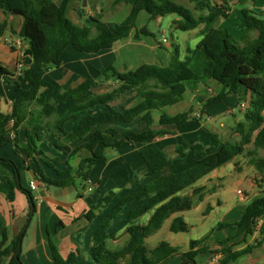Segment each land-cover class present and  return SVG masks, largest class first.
Wrapping results in <instances>:
<instances>
[{
    "label": "trees",
    "instance_id": "1",
    "mask_svg": "<svg viewBox=\"0 0 264 264\" xmlns=\"http://www.w3.org/2000/svg\"><path fill=\"white\" fill-rule=\"evenodd\" d=\"M73 0H0V9L7 14L22 17L19 36L29 42L25 51L24 63L26 69L21 78L30 84L24 88L16 82V98L10 115L0 119V149L7 144L11 132L14 133V151L24 153L30 159L28 169L32 170L37 180L48 186L64 188L73 185L75 177L84 183L90 180L92 169L107 162L105 152L108 148L121 145L146 142L139 153L147 166L149 174L158 173L170 164L166 153L154 143L158 133L150 131H125L122 138L116 141L119 134L110 124H128L138 117L151 126L153 113L160 112V124L176 126L178 128L191 123L195 118L189 113L169 116L164 109L181 102L188 91H195L201 84L215 81L221 86V91L209 99L205 105L218 102L229 93L238 98V105L247 102L244 111V121L235 126V133L240 136L236 140H223L217 133L208 130L211 145L215 152L206 154L201 144L189 147V152L196 155L203 153L192 167L178 173L164 175L145 185H141L136 174H133L129 184V192L116 201L106 217L99 223L93 235V257L99 264H164L174 255H180L181 264H197L200 256H219L216 264H232L240 257L253 253L264 244V196L255 198L248 204L240 220L235 223H219L216 229L234 228L237 236H242V242L247 243L254 238V243H247L246 247L234 250L233 246L213 250L207 244L208 238L193 240L189 250L182 252L180 248L172 247L162 242L155 249L149 250L146 240L157 233L168 219L174 214H181L193 209L192 197L179 195L182 191L193 187L201 179L214 170L232 162L237 156L243 155L249 145L255 150L264 149V15L259 16L253 10L243 7L242 15L245 19L249 35L236 40L227 29H220V19H227L232 6L218 0H187V5L174 0H163L155 3L152 0H117L129 6L127 17L118 23L103 22L96 16H89L86 24L79 26L67 15V10ZM243 5V0H239ZM148 12L151 20L174 14L175 21L181 31H189L202 26L201 40L194 49L188 50L185 58L181 51L173 46L171 60L167 66L144 64L135 71L125 74L119 73L113 66H109L101 73V82L111 78L117 79L118 86L107 91L97 92L95 80H86L79 86L63 91L54 84L44 80H36L32 74L36 70H45L51 66L62 64V55L67 47L84 53H99L111 49L115 42L131 36L139 39L142 35L153 36L147 27L139 29L137 19L141 12ZM92 28L98 32L91 37ZM256 33V37H252ZM197 51H202L208 61V66L201 75L191 68V61ZM0 71L10 74L0 66ZM108 88L110 85L107 86ZM137 89L138 98L124 111L114 109L110 101L121 91ZM72 103L63 112H58V106ZM106 106L107 110L99 115H88L73 132H68L66 124L73 117L95 108ZM27 130V141L19 143V129ZM32 130L37 131L36 135ZM46 134L59 131L63 137L55 145L65 154L85 150L88 155L82 157L76 173L71 169L60 171L55 167L58 159L50 158L40 147L39 143ZM82 142L75 150L70 144ZM249 155L252 156L251 152ZM182 157L185 154H181ZM0 163L13 167L15 173L19 166L10 159L0 155ZM44 165L53 168L58 178L50 177ZM11 191L9 199H14V189L19 187L17 181L10 180ZM24 191L31 204V214L35 211L32 195ZM202 188H195L192 196L200 195ZM116 193L111 190L95 209L88 210L84 219L92 221L97 212L113 202ZM201 198V196H199ZM136 203L125 215L122 222L110 234L109 227L124 211L127 205ZM209 211V208H208ZM152 212L146 225L137 221L147 213ZM122 229L129 235L128 243L120 250H110L107 246L109 239L115 238ZM170 230L174 233L189 231V224L182 216L172 220ZM0 236H6V227L0 219ZM24 231L20 233L6 250H0V264H24L21 260V249ZM224 244V243H223ZM54 264H70L73 256L63 260L57 247L51 244ZM125 262V263H123Z\"/></svg>",
    "mask_w": 264,
    "mask_h": 264
},
{
    "label": "crops",
    "instance_id": "2",
    "mask_svg": "<svg viewBox=\"0 0 264 264\" xmlns=\"http://www.w3.org/2000/svg\"><path fill=\"white\" fill-rule=\"evenodd\" d=\"M80 1L83 6V0H73L67 10L68 17L70 16L73 18L76 22L75 24L79 26L85 25L86 19L91 15L100 16L99 19L103 22L118 23L116 20H122L121 18H124V16L127 17L130 11L129 6L124 3H117V0H100L102 6L99 4V14L93 13L89 9L83 10L81 8V11H79L75 8L76 4ZM152 1L155 3H161L163 0ZM174 1L182 4L183 1L187 3V0ZM218 1L228 3L232 6L230 16L227 19H220L218 27L220 29H227L231 34H234L236 40H241L243 37L250 34L242 15L243 7L253 10L259 16L264 15V0H243V5H239V0ZM233 15H237V21L233 25H228V22ZM141 18H143L142 27H147L153 34V31L150 28L151 24L156 25L158 28L162 27L166 16L157 17L156 19L151 20L148 12H141L137 19V27ZM177 19L178 17L173 21V29L178 34L181 30L178 29L175 23ZM22 21V17L7 14L4 10L0 9V66L10 73L4 74L0 71V119L2 116L10 115L12 113L13 102L16 98V82L21 83L26 89L30 87V84L24 81L18 73L19 69L24 71L27 67L24 63V57L25 51L30 46L28 41L23 40L19 36ZM201 29L202 26L189 31H182L183 34H180V36L177 37V42L169 41L167 39L166 43L160 41L159 44L153 43L149 38L144 36L136 39L133 32L131 36L115 42L111 49L103 50L99 53H84L75 50L73 47H67L62 55V64L60 66H51L45 70H36L33 72L32 77L36 80H44L54 84L57 89L63 91L75 88L86 80H95L97 84L94 88L97 92L107 91L118 86V81L114 78L107 80L106 83L101 82V73L109 66H113L116 71L122 74L135 71L144 64L167 66L171 60L170 49L176 45L181 51V57L185 58L188 55V50L191 49L189 43L190 40L193 42L194 48H196L200 42ZM97 34L98 32L96 29L92 28L91 37H96ZM251 35L253 38L257 36L256 33H252ZM163 48L166 50L164 51ZM207 66L208 61L204 53L202 51H197L192 58L191 68L195 73L201 75ZM108 85H110L109 88L107 87ZM220 91L221 86L218 83L215 81H208L207 84L199 85L195 91H188L185 98L178 104L165 108L164 111L171 117L186 112L189 113L191 117L195 118L191 123L180 128L176 126L161 125L160 112L155 111L153 113L154 120L151 126H149L142 117H138L131 123L110 124L102 127V130L106 127H114L118 130L119 134L117 137L115 139L109 138L110 141L119 140L122 138V133L125 131L139 133L152 130L153 132L158 133L157 137L154 139V143L166 153L170 160V164L162 168L158 173L149 174L147 166L139 153L140 148L145 145L146 142H136L115 148L118 150L129 149L130 152L127 153L131 155L134 162L131 167V173L132 175L136 174L141 185H145L146 183L154 181L164 175L182 172L192 167L203 157V153H198L196 155L190 153L189 147L191 145L201 144L204 146L206 154L215 152V149H213L211 145V136L208 132L204 131V126L208 125L211 119L214 118L207 110H211L216 104L224 103L228 99L230 100L231 107L235 102H237L238 105L237 96L234 93H229L222 100L206 106L205 103L220 93ZM138 95L137 89L121 91L119 95L110 101L109 105L114 109L124 111L136 101ZM71 103L72 101L69 100L66 106H58V112H63L71 105ZM238 107L244 112L248 107V103L245 102L241 106L238 105ZM106 110V106L92 108L85 113H81L77 117L71 118L65 128L68 132H73L79 123L88 115H99ZM230 110L227 111L226 116L229 115L233 117V124L221 122L220 129L212 128L211 130L217 133L223 140H227V132L230 131L233 133L237 122L240 121V119L233 114V111ZM206 117H208L209 120ZM31 132L33 135L38 133L34 130ZM39 134L40 136H43L42 141L39 143V147L50 158L59 160V162L54 164L55 167L60 171L71 169L73 171L72 175H74L82 157H86L88 153L85 150H82L77 153L74 151L67 155L61 151L55 145V143L63 137L59 131L48 135H45V131H40ZM233 136H237V134L233 133ZM14 137V133L11 132L7 144L0 149V155L2 157L12 160L19 166L18 172L15 173L12 166L0 163V219L4 221L6 227V236H0V250H6L11 245L12 241L24 231L21 249V260L24 264H54L51 244H54L57 247L63 260H67L70 255L73 256L70 264H99L94 259L92 253L94 232L116 201L129 192V184L132 175L130 179H125L123 177L120 179L118 178L119 181L123 182V185H125L124 193L118 195L113 189L114 184L109 182V180L106 182L108 169L112 171L115 170V173L118 175V163L116 162L115 164L116 169H111L113 162H109L107 159V162L102 164L105 165V167L101 170V176L99 177V182L97 184L96 181H94L93 173L95 170L99 169L96 168L98 165L92 169L90 180L86 183L88 186H85L82 190L77 188L75 182L73 185L64 188L43 186L37 180L32 170L27 168L30 164V159H28L27 155L14 151ZM18 140L20 144L27 141V130L25 128L19 129ZM81 144L82 142L80 141L75 142L70 144V147L75 150V148ZM260 150L264 151V149ZM260 150L257 151V160H255L250 166L258 163L264 171V152H260ZM182 153L185 154L184 157L181 156ZM235 159L232 161L233 164L235 163ZM44 168L50 177L58 178L53 168L46 165H44ZM218 169L201 179L193 187L179 193V195L182 197L192 195L195 188H202L203 191L201 194L197 195L199 200L209 201L211 198H214L217 194V189L222 187L216 180H221L219 179V176L221 175L217 174ZM248 179L252 191L251 193H248L246 197H241L238 194V191L243 192L244 190L234 188V191H236L239 196L238 203L241 209L240 212H237L234 204H231L227 208V213L229 218H231V222L220 223L232 224L237 222L244 214L249 203L257 197L264 196V173L254 174L249 176ZM10 180L17 181L19 185V187L14 189L13 200L9 199V193L11 191ZM32 183L37 185V189L33 190L31 188ZM20 187L29 191L33 197L35 211L32 214L28 196L22 191V189H20ZM111 190L116 193L113 202L106 208L98 211L97 217L92 221L84 219L85 213L90 209L97 208L103 197ZM243 195H245L244 192ZM199 196H201V198H199ZM135 204L136 203L129 204L126 208L129 206L131 209ZM212 204L216 209L223 207V203L219 200ZM211 210L214 209L209 205V211L204 213V215L209 214ZM123 212L111 223L109 227L110 234L124 219L125 215ZM144 216L146 217L142 220V217ZM144 216L137 221L138 224L146 225L152 216V212L147 213V215L145 214ZM177 216H182L187 222L185 219V213L174 214L170 219L165 221L162 228L157 233L146 240L149 250L155 249L162 242H167L172 247L180 248L182 252H186L189 250L191 241L206 238H208L207 244L213 250L228 246L235 247L237 244L243 243L242 236H237L234 228L218 230L216 229L217 226L213 228V232H201L199 237L184 238L183 236H179L180 233L170 232L174 233V236L169 235L166 237L165 235L164 238L166 241H163L164 239L161 238L156 241L155 239H157V237H162V233L163 235L164 233H167L162 232L165 228L170 230L172 220ZM261 223L264 224V220H262ZM190 227L195 228V225L190 223L189 229ZM254 238L255 237L250 238L247 243H251V240ZM128 241L129 235L126 233V229H122L116 234L115 238L108 240L107 246L110 250H120L128 243ZM247 243H244L245 246L234 250H240L246 247ZM215 256L219 258L218 255ZM174 257L178 258L172 260ZM204 257L206 258L205 264H209L211 257ZM262 258H264V244L253 253L243 255L232 264H250L252 261H259L258 264H260ZM179 259L181 260L180 255H174L164 264H181L182 262H178Z\"/></svg>",
    "mask_w": 264,
    "mask_h": 264
},
{
    "label": "rangeland",
    "instance_id": "3",
    "mask_svg": "<svg viewBox=\"0 0 264 264\" xmlns=\"http://www.w3.org/2000/svg\"><path fill=\"white\" fill-rule=\"evenodd\" d=\"M99 4L102 6V4L100 3V0H86V6H82V2L80 1L78 2V4H76L75 9L79 11H81V8L83 10L89 9L91 12L99 14L98 13ZM183 4L187 5L186 2L184 1H183ZM96 16L98 18L100 17L98 15ZM125 17L126 16H124V18ZM69 18L74 23H76L73 20V18H71L70 16ZM124 18H121L122 20L118 19L116 20V22L123 21ZM175 18H177V16L174 14L166 16L163 26L159 28L156 27V25L151 24L150 28L153 31V36H145V35H142V36L149 38L150 41H152L155 44H159L160 41L162 42L163 38H166L169 41L177 42V37H179L180 34H183V32L179 31L180 33L177 34L175 30L173 29V21ZM142 20L143 18L139 20L138 28H141L143 26ZM236 21H237V15H233L231 20L228 22L229 23L228 25H233L235 24ZM232 35L234 37V34ZM189 43L191 45V49H193L194 48L193 42L190 40ZM163 50L165 51L166 49L163 48ZM172 50L173 48L170 49V54H172L171 53ZM228 110L233 111V114L237 116L240 119V121H244L245 119L244 112H242L241 109L238 107L237 102H235V104L231 107L230 100L228 99L224 103L216 104L211 110L210 109L207 110L208 113L212 115L214 118L211 119L208 125L204 126V131L208 132V130H212V128L220 129L221 122L233 124V117L229 115L226 116V113ZM206 118L208 119V117ZM233 133H235V131ZM233 133L228 131L226 134V139L238 141L240 139V136L239 135L233 136ZM257 151L255 150L254 146L251 144L247 147V150L243 155L236 157L235 163H234L236 170H235L233 162H230L226 164L225 166L218 169L217 174L221 175L219 176L220 177L219 179L221 180H218V179L216 180L218 181L219 185H221L222 187L217 189V194L214 196V198H211L209 201H206V200L201 201L198 199V196H195L196 197L195 198L192 195H188L189 197H192L194 206L190 212H185V219L187 220L189 224L190 223L194 224L195 228L190 227L188 233H180L179 236H183L184 238L199 237V234L201 232H213L212 231L213 228H215L217 224L220 222H231L230 221L231 218H229L228 213H227V208L231 204H234V207L237 209V212H240L241 210L239 203H238L239 196L237 195L236 191H234V188H240L244 190L243 191L245 194L244 196L246 197V195H248V193H251L252 191V187H251L248 177L254 174L264 173V171L262 170V168L260 167L258 163L256 165L254 164L253 166H250L258 158ZM127 152H130L129 149L128 150L127 149L118 150L115 148H108L105 152V155L107 159L109 160V162L110 161L113 162L112 164L113 166H111V169H116V166H115L116 162L118 163V168L120 169V170L118 169V175L115 173V170L112 171L109 169L106 175V182L109 180V182H112L114 184L113 189L116 193H118V195H122L125 190V185H123V182H120L119 179L121 177L125 179H130L132 175L131 167L134 162H133V158L131 157V155H129ZM249 152H251L252 154L254 153L255 155L250 156L248 154ZM260 152H264V151L260 150ZM191 160H192V157H191ZM104 167L105 165H102V164L98 165V167L96 168H99V169L95 170L93 173V178H94V181H96V184L99 182V177L101 176V170H103ZM75 185L77 186L78 189H81V190L84 189L85 186H88V184L84 183L81 179L79 180V178H76V177H75ZM218 200L221 201V203H223V207L216 209V207L212 203ZM209 205L213 207L214 210H211L209 214L204 215V213L208 212ZM129 209L130 207L128 206L126 210L123 212V214L126 215ZM145 217L146 216L142 217V220H144ZM162 232H167V233H164V235L162 233L161 235L162 237H157V239H155L156 241H158V239L160 238L164 239L163 241H166L164 238L165 235L166 237L169 235L174 236V233H170L172 231H170L167 228H165ZM215 232H224V231H215ZM251 243H254V239L251 240ZM243 246H245L244 243H239L234 247V249H239ZM177 258L178 257H174L172 260H176ZM205 259L206 258L204 256L198 257L197 264H205ZM179 260H178L179 263L182 262V258L180 261ZM218 260L219 258L217 256H212L210 258L209 264H216L218 263ZM258 262L252 261L250 264H258ZM260 262L264 264V258H262Z\"/></svg>",
    "mask_w": 264,
    "mask_h": 264
},
{
    "label": "built area",
    "instance_id": "4",
    "mask_svg": "<svg viewBox=\"0 0 264 264\" xmlns=\"http://www.w3.org/2000/svg\"><path fill=\"white\" fill-rule=\"evenodd\" d=\"M167 42V39H163V43H166ZM18 73H19V75H22V70L21 69H19L18 70ZM42 184V183H41ZM43 186H46V185H44V184H42ZM31 188L33 189V190H35V189H37V185L35 184V183H32L31 184ZM238 194L241 196V197H243L244 195H243V192H241V191H238Z\"/></svg>",
    "mask_w": 264,
    "mask_h": 264
},
{
    "label": "water",
    "instance_id": "5",
    "mask_svg": "<svg viewBox=\"0 0 264 264\" xmlns=\"http://www.w3.org/2000/svg\"><path fill=\"white\" fill-rule=\"evenodd\" d=\"M83 6H86V0L83 1Z\"/></svg>",
    "mask_w": 264,
    "mask_h": 264
}]
</instances>
